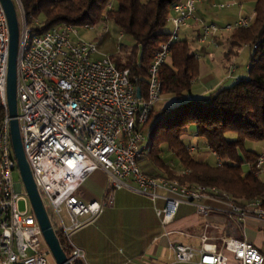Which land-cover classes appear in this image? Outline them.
<instances>
[{"label": "built area", "instance_id": "2783aa9c", "mask_svg": "<svg viewBox=\"0 0 264 264\" xmlns=\"http://www.w3.org/2000/svg\"><path fill=\"white\" fill-rule=\"evenodd\" d=\"M14 2L20 23L17 97L23 148L44 206L45 202L50 206V211L47 208L46 211L53 228L71 249V264L84 263L86 257L74 245L72 236L114 206L119 191L149 199L165 229L174 223L182 206L196 208L202 217L221 212L207 204L209 200L228 206L223 211L226 223L218 228L222 232L219 242L213 243L204 235L198 248L172 245L176 263L264 264L262 253L238 237L248 218L264 221V197L237 204L231 195L216 187L183 185L161 174L149 176L140 165L150 154L144 129L165 100L160 72L170 61L172 43L180 41L181 29L189 21L198 22L202 29L199 42L218 48L219 38L225 32L249 28L253 19L241 18L235 25L222 29L198 17L200 0H180L174 4L168 20L173 31L169 42L163 43L154 55L144 95L136 84L138 78L132 80L130 72L120 70L112 56L103 55L96 43L82 39L78 27L62 24L37 35L40 18L29 17L22 0ZM124 36L121 31L119 39ZM96 56L102 58L96 60ZM9 58L10 28L0 0V100L5 109L0 122V264H51L52 254L33 211L12 145L7 98ZM233 73L234 68L229 78H234ZM182 100L193 98L186 96ZM197 149L191 142L188 151L193 154ZM215 156L217 167H222L223 161ZM249 168L257 177H263L264 155ZM98 171L108 178L106 197L102 202L86 203L78 192ZM16 173L20 175V183L14 182ZM21 200L26 201L24 212L18 206ZM160 202L164 207H158ZM211 226L207 223L205 229Z\"/></svg>", "mask_w": 264, "mask_h": 264}, {"label": "trees", "instance_id": "16d2710c", "mask_svg": "<svg viewBox=\"0 0 264 264\" xmlns=\"http://www.w3.org/2000/svg\"><path fill=\"white\" fill-rule=\"evenodd\" d=\"M179 1L22 0L29 17L42 19L36 28L37 35L46 34L62 24L97 27L107 20L113 21L133 40L134 46L125 47L112 56V60L120 70H128L132 80L138 78L136 84L144 95L154 55L171 37L167 31L171 7ZM254 14L252 25L235 30L227 41V53L231 58L244 46L250 47L248 78L205 98L182 100L192 95L194 82L200 75V64L187 40L172 43L170 61L162 67L160 81L164 97L177 102L161 111L155 109L145 127L153 125L148 159L160 171L145 172L147 175L161 174L183 185L216 187L231 195L237 204L264 197V176L257 177L252 169L248 174L243 171L245 165L254 167L261 157L248 150L246 144L264 143V0L257 1ZM4 117L5 109L0 100V122ZM192 137L217 155L224 163L222 167L196 159L188 151L191 142L186 139ZM166 152L179 160V174L163 158ZM56 234L70 258L71 249L60 232Z\"/></svg>", "mask_w": 264, "mask_h": 264}, {"label": "crops", "instance_id": "0c3cea01", "mask_svg": "<svg viewBox=\"0 0 264 264\" xmlns=\"http://www.w3.org/2000/svg\"><path fill=\"white\" fill-rule=\"evenodd\" d=\"M257 1L200 0L197 4V15L207 24L216 26L234 25L241 18L254 19ZM222 5L229 6L221 8ZM170 14L172 13L170 12ZM188 23L191 24H186L181 29L180 34L182 32H188L189 34V31H191L194 35L192 42H197L202 47H194V50H192L200 64V75L193 85L191 95L193 99H202L217 90L229 88L227 83L231 80L234 85L238 82L236 79L248 78L250 62L247 65L246 72L240 71L236 62L241 50L232 58L227 53V41L231 35L230 33L223 34L219 38V47L224 50L208 52L207 47L212 46L199 42V36L202 32L199 23L196 21H189ZM103 25L106 26L104 29L106 35L118 31L120 38L121 31L114 25L113 21L107 20L101 26ZM104 36H102V40ZM180 40L187 39L180 37ZM232 68H234V78H229ZM163 102L164 105L172 106L177 101L165 98ZM186 140L197 145L198 149L193 153L196 155V159L209 163L208 157L215 156L208 147L206 149L209 154L201 153L199 141L195 137ZM258 154L264 155V150ZM150 163L152 164L150 160L144 161L145 167L143 170ZM169 165L174 170V165L171 163ZM145 172L150 174L160 173L156 166L153 170H145ZM176 172L179 174L178 171ZM108 187L109 182L106 174L98 171L85 182L78 192V197L86 203L102 202L106 197ZM207 204L221 212H216L209 217H202L198 214L196 208L182 206L174 223L165 229L161 225L154 205L149 199L127 191H119L115 195L114 206L107 208L92 224L76 231L72 236V241L76 247L84 251L86 255L84 264H187L175 262L171 250L172 245L183 244L198 248L202 236L208 235L213 243H218L219 238L222 236V232L218 228L223 227L226 223V216L223 211L228 210V206L214 200L207 201ZM158 207H164V203H158ZM207 223L212 226L206 230L205 225ZM169 231L173 234L167 236L166 233ZM238 237L253 244L264 256V221L254 217L248 218ZM232 264L235 263L232 261Z\"/></svg>", "mask_w": 264, "mask_h": 264}, {"label": "water", "instance_id": "95a60500", "mask_svg": "<svg viewBox=\"0 0 264 264\" xmlns=\"http://www.w3.org/2000/svg\"><path fill=\"white\" fill-rule=\"evenodd\" d=\"M6 12L10 28V58L8 73V108L11 118V137L15 157L23 179V183L30 198L33 211L41 227L44 239L51 251L56 264H71L65 254L58 236L53 228L50 217L46 211L44 203L35 184L30 165L26 159L23 148L20 126L18 122V56L20 44V23L17 8L14 0H1ZM138 97H141V91H138Z\"/></svg>", "mask_w": 264, "mask_h": 264}, {"label": "rangeland", "instance_id": "374dc122", "mask_svg": "<svg viewBox=\"0 0 264 264\" xmlns=\"http://www.w3.org/2000/svg\"><path fill=\"white\" fill-rule=\"evenodd\" d=\"M142 1L144 3H146L148 0H142ZM19 16H20V14H19ZM40 20L42 21V19H40ZM253 22H254V19H253ZM187 24H191V23L187 22ZM217 26H218V28L225 29L227 26H229V24L224 25V26H221V25H217ZM105 27H106L105 25H103V26L99 25L97 27H94V30H87L84 27H78L79 36L82 39H84V40H86L88 42L96 43L98 45V47H99L100 52L103 55L114 56V55H116L117 52L124 50L125 47H127L128 49H131L134 46L133 40L131 38H129L128 36H125L122 40H120L118 31H116L113 34L111 33V35H106L105 34V30H104ZM199 28H200V25H199ZM167 31L170 32V33L173 31L172 24L168 25ZM227 33H230V32H225L224 34H227ZM180 35H181L180 37L182 39L186 38L187 40H189L188 42L190 43L191 50H194V47L195 48H198V47L202 48L200 45L197 44V42L196 43L192 42L194 35H193V33L191 31H189V34H188V32H186V33L182 32ZM102 36H104L103 40H102ZM207 49H208V52H211V51L213 52V51H216V50H218L220 52V51L224 50V49H220V47H218V48H215V47H209L208 48L207 47ZM101 58H102V56L94 57V59H96V60L101 59ZM250 58H251V49H250V47L244 46V48L241 49V51H240V55L237 56V58H236V62L238 64V66H239L238 68H239L240 71L246 72V68H247L248 63L250 62ZM233 83L234 82L231 80V81H229L227 83V86L230 87V86L233 85ZM163 103L164 102H162L161 104L158 105V107L156 108L157 111H161V110L169 107L168 105H164ZM152 132H153V125H150V126H148L145 129V135H146V137L148 139V143L149 144H150V142L152 140V135H153ZM231 137H235V136L231 135ZM246 148L248 150L261 153L264 150V143L248 142L246 144ZM199 149H201V153L203 152V153H208L209 154V151L206 149V146L204 145V143L200 142ZM194 156L196 157V155H194ZM163 158L165 160H167L168 162H170L172 165H174L173 168L175 170L179 171V164H180L179 160L174 158L171 153L166 152L163 155ZM146 160H148V159H146ZM146 160H141L140 161V165L142 166V168L145 167L144 166L145 164H143V163ZM208 160H209V163L211 165L217 166L218 160H217V158L215 156H209ZM154 167H155V165L153 163L152 164L150 163L149 166L145 168V170L151 171V169L153 170ZM243 171H244L245 174H248L250 172L249 166L245 165L243 167ZM20 181H21L20 175L18 173H16L14 175V182L15 183H20ZM45 205H46L47 210L50 211L49 204L47 202H45ZM18 206H19L20 211H22V212L26 211V201L25 200L19 201ZM49 261L52 264L54 262L53 257H50Z\"/></svg>", "mask_w": 264, "mask_h": 264}]
</instances>
